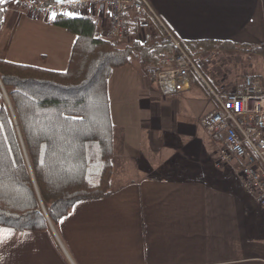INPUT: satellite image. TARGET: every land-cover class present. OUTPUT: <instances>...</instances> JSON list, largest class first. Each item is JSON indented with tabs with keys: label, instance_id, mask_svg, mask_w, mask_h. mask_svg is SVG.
Listing matches in <instances>:
<instances>
[{
	"label": "crops",
	"instance_id": "crops-1",
	"mask_svg": "<svg viewBox=\"0 0 264 264\" xmlns=\"http://www.w3.org/2000/svg\"><path fill=\"white\" fill-rule=\"evenodd\" d=\"M143 1L142 15L129 16L125 46L132 45L138 28L148 32L149 44L158 42L163 31L181 42L264 46V0ZM74 41L75 35L57 37L55 51L65 52L63 60L53 52L52 57L37 52L0 58L63 71ZM258 63L245 77L264 82V58ZM141 74L151 82H138L125 72L130 81L108 79L107 93L118 155L148 173L112 183V193L104 198L76 202L55 229L61 245L50 227L49 232L13 230L0 244V264H264V207L252 201L228 167L215 166L222 137L200 125L202 116L215 108L209 88L224 93L225 81L210 79L216 87L207 83V102L201 107L197 101L204 92L192 79L189 90L164 97L155 79ZM243 81L232 84L231 91H241ZM154 168L163 174L176 169L181 175L151 176Z\"/></svg>",
	"mask_w": 264,
	"mask_h": 264
},
{
	"label": "trees",
	"instance_id": "trees-1",
	"mask_svg": "<svg viewBox=\"0 0 264 264\" xmlns=\"http://www.w3.org/2000/svg\"><path fill=\"white\" fill-rule=\"evenodd\" d=\"M7 6L0 4V29ZM49 23L75 35L65 70L0 58V84L14 114L1 99L0 88V226L16 231L49 232V224L56 229L76 202L112 193L115 130L108 79L132 57L155 65L158 53L173 47L163 31L153 44L134 41L119 47L98 36L94 18L56 17ZM180 44L187 53V45L207 44V51L264 58L263 45L209 40ZM192 81L208 93L196 73ZM163 175L181 173L173 169Z\"/></svg>",
	"mask_w": 264,
	"mask_h": 264
},
{
	"label": "built area",
	"instance_id": "built-area-1",
	"mask_svg": "<svg viewBox=\"0 0 264 264\" xmlns=\"http://www.w3.org/2000/svg\"><path fill=\"white\" fill-rule=\"evenodd\" d=\"M143 0H75L56 4L55 0H7L6 4L23 8L34 20L42 18H94L99 23L98 36L122 42L129 31V16L142 14ZM76 11L70 17L64 12ZM172 42L171 51L157 55L155 65L147 64L143 72H155V84L161 96L168 97L190 89L192 74H199L190 55L180 41L166 32ZM215 108L200 119L209 134H220L222 143L215 166H229L239 184L260 207H264V82L245 77L237 92H216L209 88Z\"/></svg>",
	"mask_w": 264,
	"mask_h": 264
},
{
	"label": "rangeland",
	"instance_id": "rangeland-1",
	"mask_svg": "<svg viewBox=\"0 0 264 264\" xmlns=\"http://www.w3.org/2000/svg\"><path fill=\"white\" fill-rule=\"evenodd\" d=\"M47 24L48 23H46L43 18L40 20L31 19L27 15L26 11L20 7H7L4 15V21L0 29V57H4L5 59L9 60L20 59L18 57L22 55L28 56V53L36 54L37 52H49V57L58 54V57H62L63 60V56L65 57V52L60 50L59 52L55 51V41L57 40L59 34H61L62 37L74 35L63 28L54 27ZM138 25L140 26V24ZM147 34L148 32L141 28H138L137 31H134V33H132V35L134 36V41L146 45L149 44L147 43L149 42V40H147ZM117 45L119 47H124L126 44H124L123 40L122 42H118ZM19 51H22L23 54L19 53ZM187 51L196 65L197 71L199 73L196 74L198 79L206 86V88L207 83L212 87H216L215 85H212L213 83L210 80L211 78H215L216 80L222 78L225 81L224 84H226V89H228L225 90V92H234L231 91L234 90L231 87H233V85L235 84L238 85L241 83V81H243L242 79L245 77V75H247L246 71H248L252 65L256 67V64L259 68L261 64H259L258 62L263 63V57L261 58V56L258 55H255L258 56L257 58H255L251 54L246 55V53H224L217 51H207V44L199 46V48L194 47L193 45H187ZM50 52H53L52 56ZM28 62L36 63L31 60H29ZM40 63H42L43 66L46 65L43 64L46 63V61ZM140 64L137 61V58L132 57L130 63L127 65L126 68L124 67L125 69H123V71L113 70L114 73H112L109 78L110 82H129L130 80L128 79V77L123 75L125 72L127 73V76H135L138 82H151L147 80L145 75L141 74V72H143L144 65L147 64H141V66ZM146 74H148L151 78L155 77V72L153 71ZM196 88L198 87L196 86ZM1 94V99L6 104L2 90ZM199 96L201 100L197 101V104H201V107H203L204 103L206 104L207 102V94L199 93ZM197 104L194 105V108L199 107V105ZM118 152L119 145L118 142L115 141L113 156L114 173L112 178L113 186H117L121 183L139 179V177L148 173L145 171L143 172L142 170L141 172L137 171L136 166L131 163L125 162L122 156L118 155ZM150 164H154L152 160H150ZM226 167L230 169L233 177L238 182V179L234 175L232 169L229 166ZM149 173L151 176L160 177L163 175V170L162 168L160 170L154 168L152 172ZM51 232L54 241L58 245H61L59 236L53 226Z\"/></svg>",
	"mask_w": 264,
	"mask_h": 264
},
{
	"label": "snow or ice",
	"instance_id": "snow-or-ice-1",
	"mask_svg": "<svg viewBox=\"0 0 264 264\" xmlns=\"http://www.w3.org/2000/svg\"><path fill=\"white\" fill-rule=\"evenodd\" d=\"M75 0H55L56 4H64V3H73ZM7 3V0H0V4ZM65 16H76L78 13L76 11L64 12ZM57 13L52 14V19H56ZM14 235L13 230L9 227L0 226V244L5 243L9 238Z\"/></svg>",
	"mask_w": 264,
	"mask_h": 264
},
{
	"label": "water",
	"instance_id": "water-1",
	"mask_svg": "<svg viewBox=\"0 0 264 264\" xmlns=\"http://www.w3.org/2000/svg\"><path fill=\"white\" fill-rule=\"evenodd\" d=\"M0 88H1V90H2V92H3V96H4V98H5L6 104H7L8 108H9V110H10V112H11L13 118H14V114H13V110H12L11 104H10L9 99H8V97H7V94H6V92H5V90L3 89V87H2L1 84H0ZM49 225H50V228L52 229V225H51V224H49Z\"/></svg>",
	"mask_w": 264,
	"mask_h": 264
}]
</instances>
